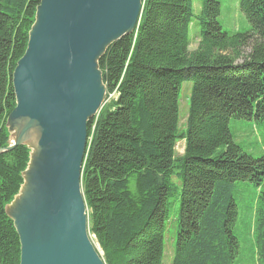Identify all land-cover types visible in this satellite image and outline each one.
<instances>
[{"label":"trees","instance_id":"1","mask_svg":"<svg viewBox=\"0 0 264 264\" xmlns=\"http://www.w3.org/2000/svg\"><path fill=\"white\" fill-rule=\"evenodd\" d=\"M39 2L0 0V150L15 106L11 75ZM221 4L142 0L135 32L98 62L106 100L87 125L80 182L88 235L104 264H165L172 233L169 264H236L235 182L257 190L251 235L264 264V156L243 152L228 129L230 120L264 124V0H238L244 32L223 29ZM185 82L191 92L180 128ZM28 155L23 146L0 153V264H19L5 206Z\"/></svg>","mask_w":264,"mask_h":264},{"label":"water","instance_id":"2","mask_svg":"<svg viewBox=\"0 0 264 264\" xmlns=\"http://www.w3.org/2000/svg\"><path fill=\"white\" fill-rule=\"evenodd\" d=\"M142 0H40L11 75L8 142L29 151L22 185L5 206L19 264H104L88 235L81 169L87 125L106 88L98 62L133 34Z\"/></svg>","mask_w":264,"mask_h":264},{"label":"rangeland","instance_id":"3","mask_svg":"<svg viewBox=\"0 0 264 264\" xmlns=\"http://www.w3.org/2000/svg\"><path fill=\"white\" fill-rule=\"evenodd\" d=\"M218 22L225 31L229 32H244L248 29V24L239 11L238 0H222ZM195 44L196 38H194L189 47L190 51L195 48ZM190 92L191 83L185 82L182 86L179 100L180 128H184L185 126ZM228 129L233 141L241 147L243 152L255 158L264 156V124L256 123L253 120H230ZM175 150L178 155H181L183 153V143H178ZM232 196L237 212L234 233L239 242V254L236 258V264H258L255 256L253 236L251 235L256 209L257 190L251 183L235 182ZM173 244V233L172 235L167 234L165 264L170 263ZM94 245L98 248L95 243Z\"/></svg>","mask_w":264,"mask_h":264}]
</instances>
